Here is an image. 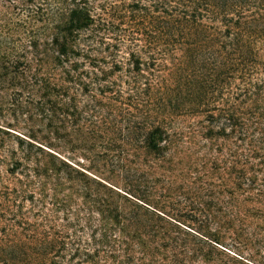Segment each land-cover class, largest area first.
<instances>
[{
  "label": "trees",
  "instance_id": "1",
  "mask_svg": "<svg viewBox=\"0 0 264 264\" xmlns=\"http://www.w3.org/2000/svg\"><path fill=\"white\" fill-rule=\"evenodd\" d=\"M61 1L32 58L0 56L55 135L0 138V264H264V0ZM87 153L210 172L208 213L90 176Z\"/></svg>",
  "mask_w": 264,
  "mask_h": 264
},
{
  "label": "rangeland",
  "instance_id": "2",
  "mask_svg": "<svg viewBox=\"0 0 264 264\" xmlns=\"http://www.w3.org/2000/svg\"><path fill=\"white\" fill-rule=\"evenodd\" d=\"M62 7L61 0H0V56L24 55L25 58H32L34 52L25 46L29 40L43 42L51 39V28L59 22ZM8 80L9 77L0 87V138L12 148H22L27 142L49 145L55 135L26 104L24 97L18 99L14 96ZM68 148L53 147L63 157L70 155ZM71 154L77 155L74 157L77 160H83L81 149ZM87 157V161L81 162V169L83 166L88 175L98 176L109 184L130 189L138 195L144 194L159 208L166 211L180 209L186 215H195L198 208L201 209L199 212L208 213L207 207H202L206 199L201 184L209 181L210 172L201 181H194L186 172L175 168L168 170L167 165L160 167V163L153 162L152 157H145L144 154L127 156L122 162L124 167L111 165L110 156L97 158L87 153ZM72 200L78 205L82 202V198L76 195Z\"/></svg>",
  "mask_w": 264,
  "mask_h": 264
}]
</instances>
